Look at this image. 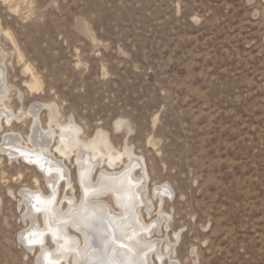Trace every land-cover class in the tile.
Masks as SVG:
<instances>
[{"label": "rangeland", "instance_id": "1", "mask_svg": "<svg viewBox=\"0 0 264 264\" xmlns=\"http://www.w3.org/2000/svg\"><path fill=\"white\" fill-rule=\"evenodd\" d=\"M0 96V264H39L19 239L20 192L50 190L1 147L12 134L31 148L33 124L69 170L62 208L81 191L76 152L60 158L58 142L102 135L146 171L161 264H264V0H0Z\"/></svg>", "mask_w": 264, "mask_h": 264}, {"label": "bare ground", "instance_id": "2", "mask_svg": "<svg viewBox=\"0 0 264 264\" xmlns=\"http://www.w3.org/2000/svg\"><path fill=\"white\" fill-rule=\"evenodd\" d=\"M37 112L34 110L31 115L35 116ZM77 133L68 134L72 145L62 137L55 148V153L65 160L76 152L80 199L75 202L74 198H64L66 208L61 207L62 201L59 202V185L63 183V190L65 187L72 190L73 187L65 163L49 150L55 133L52 130L42 132L37 124H33L29 137L31 148L22 145L21 137L12 134L4 136L1 147L7 155L10 158L19 156L36 165L50 190L49 196H44L38 190L23 189L20 192L30 219V228L20 233V242L28 249L39 246V264L45 263L41 261L42 258L48 260L47 264H60L58 259L61 257L62 261L71 260V264H153V255L161 264L168 254L159 252L156 245L161 243L159 239L151 240L153 231L158 230L159 225L146 227L141 215L143 211L148 215L152 206L147 197L145 169L129 152L114 154L106 137L99 135L85 143L79 140ZM124 155L129 158L128 163L121 171H114L116 160ZM136 170L138 176L135 175ZM96 174L95 181L93 176ZM162 188L157 186L153 191L161 193ZM106 197L113 200L116 209L103 200ZM159 200H162V196H159ZM37 214L42 216L44 229L38 225ZM49 238L57 246L56 253L45 249ZM55 258L57 260L52 261Z\"/></svg>", "mask_w": 264, "mask_h": 264}]
</instances>
